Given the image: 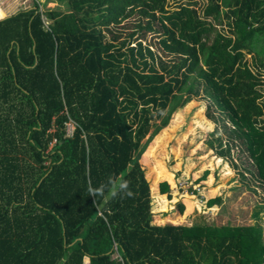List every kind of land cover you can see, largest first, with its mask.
<instances>
[{
    "label": "trees",
    "instance_id": "trees-1",
    "mask_svg": "<svg viewBox=\"0 0 264 264\" xmlns=\"http://www.w3.org/2000/svg\"><path fill=\"white\" fill-rule=\"evenodd\" d=\"M195 5L33 0L0 19V264H264L258 223L153 222L140 158L193 97L214 124L207 147L264 189V0ZM110 177L131 194L108 198Z\"/></svg>",
    "mask_w": 264,
    "mask_h": 264
},
{
    "label": "rangeland",
    "instance_id": "rangeland-1",
    "mask_svg": "<svg viewBox=\"0 0 264 264\" xmlns=\"http://www.w3.org/2000/svg\"><path fill=\"white\" fill-rule=\"evenodd\" d=\"M187 1L189 0H165L166 7L170 10L176 8L178 3ZM191 1L196 2L195 7L205 2ZM32 4L33 0H18L20 9L29 8ZM45 6L62 8L64 4L47 2ZM45 6L42 4L41 8ZM149 40H154L151 33L146 34L142 42L148 43ZM151 48L155 50L154 45ZM245 58L250 65V55H245ZM261 77L264 79V74ZM259 86L264 100V80ZM166 126L146 145L144 151L147 148L149 150L155 141L153 154L150 155L147 150L144 154L146 160L140 158L144 175L149 179L151 197L157 198H153L151 206L154 213L153 222H165L169 219L168 213L174 212L173 207L169 208L172 202L168 203L158 195L157 183L166 177L171 196L184 204L183 212L176 214L170 221L191 224L204 215L206 219H212L216 223H258L264 236V189L256 185L257 180L244 171L243 163L238 161L235 153H232L231 160L237 162V165L232 166L228 159L217 156L213 149L207 147L205 141L210 138L209 132L214 124L205 117V103L201 97H193L184 106L172 112ZM66 127L70 133L72 124L68 122ZM205 170L208 171L206 177L196 181ZM215 195L221 196V204L207 208L205 200Z\"/></svg>",
    "mask_w": 264,
    "mask_h": 264
},
{
    "label": "clouds",
    "instance_id": "clouds-1",
    "mask_svg": "<svg viewBox=\"0 0 264 264\" xmlns=\"http://www.w3.org/2000/svg\"><path fill=\"white\" fill-rule=\"evenodd\" d=\"M105 186L100 185L98 187L88 186V194H95V196L104 191ZM128 194L130 195V190L128 189V181L121 178H112L110 177L107 184V193L108 198H114L117 195Z\"/></svg>",
    "mask_w": 264,
    "mask_h": 264
},
{
    "label": "crops",
    "instance_id": "crops-1",
    "mask_svg": "<svg viewBox=\"0 0 264 264\" xmlns=\"http://www.w3.org/2000/svg\"><path fill=\"white\" fill-rule=\"evenodd\" d=\"M19 9L20 8L18 7V0H0V19L1 18H4V17H6V16H8V15L14 13V12H16ZM158 195L162 196L163 194L158 193ZM165 198L168 201V203H171L172 202V204H173V205L172 204H169V208L170 207H174V203L177 201L176 198L174 196L173 197L171 196L170 198H167V197H165ZM177 223H183V222H177Z\"/></svg>",
    "mask_w": 264,
    "mask_h": 264
},
{
    "label": "built area",
    "instance_id": "built-area-1",
    "mask_svg": "<svg viewBox=\"0 0 264 264\" xmlns=\"http://www.w3.org/2000/svg\"><path fill=\"white\" fill-rule=\"evenodd\" d=\"M117 256H118V254H117ZM118 258L120 259L119 256H118ZM82 264H89V258L86 257V256H84V257H83V262H82Z\"/></svg>",
    "mask_w": 264,
    "mask_h": 264
}]
</instances>
